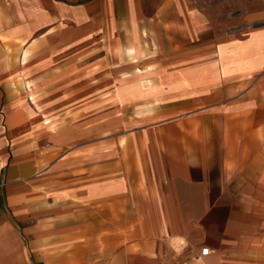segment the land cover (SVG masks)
Segmentation results:
<instances>
[{"label":"crops","instance_id":"obj_1","mask_svg":"<svg viewBox=\"0 0 264 264\" xmlns=\"http://www.w3.org/2000/svg\"><path fill=\"white\" fill-rule=\"evenodd\" d=\"M0 264H264V0H0Z\"/></svg>","mask_w":264,"mask_h":264},{"label":"built area","instance_id":"obj_2","mask_svg":"<svg viewBox=\"0 0 264 264\" xmlns=\"http://www.w3.org/2000/svg\"><path fill=\"white\" fill-rule=\"evenodd\" d=\"M208 252H209V250H208L207 248H205V249H203V250L201 251V254H202V255H207Z\"/></svg>","mask_w":264,"mask_h":264}]
</instances>
